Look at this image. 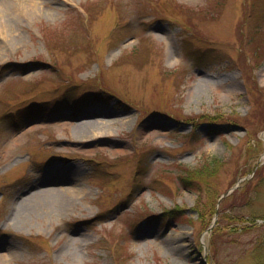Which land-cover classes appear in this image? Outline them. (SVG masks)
Here are the masks:
<instances>
[{
  "label": "rangeland",
  "instance_id": "rangeland-1",
  "mask_svg": "<svg viewBox=\"0 0 264 264\" xmlns=\"http://www.w3.org/2000/svg\"><path fill=\"white\" fill-rule=\"evenodd\" d=\"M16 29L0 32L3 264H258L264 0H46ZM213 158L209 183L180 180ZM64 176L82 189L69 213L8 222ZM248 177L211 240L212 200Z\"/></svg>",
  "mask_w": 264,
  "mask_h": 264
},
{
  "label": "bare ground",
  "instance_id": "bare-ground-1",
  "mask_svg": "<svg viewBox=\"0 0 264 264\" xmlns=\"http://www.w3.org/2000/svg\"><path fill=\"white\" fill-rule=\"evenodd\" d=\"M65 2L67 0H60ZM46 0H0V32L14 33L16 28L23 23V21L33 14L37 9L43 6ZM198 91L201 86H198ZM106 123L100 124L92 122L88 129L76 132V140H83L88 136V133L103 126ZM59 183L67 184L62 190H53L52 195H47L44 192H37L31 197L23 198L19 203L14 204L12 212L8 218V222L15 225H24L27 220L34 214H57L62 215L69 213L74 206V201L82 193V189L78 187L74 180L62 177ZM7 255L0 254V264L7 261Z\"/></svg>",
  "mask_w": 264,
  "mask_h": 264
},
{
  "label": "trees",
  "instance_id": "trees-1",
  "mask_svg": "<svg viewBox=\"0 0 264 264\" xmlns=\"http://www.w3.org/2000/svg\"><path fill=\"white\" fill-rule=\"evenodd\" d=\"M262 96V95H261ZM29 111V113L28 114H33V113H35L36 111H34V108H32V109H30V110H28ZM222 117H224V116H222ZM224 119V118H223ZM213 120H216V118H213ZM211 123H212V121H210ZM221 125H226V127H230L229 125V122H227V121H224V123H222ZM213 160V162H209L208 164L207 163H205V164H203V165H201V168H199L200 170L197 172V173H194V174H187V176H182L181 178H180V180L183 182V183H186L187 184V186H189V185H192L193 184V182H194V180L196 179V181H198V182H200V180L201 179H203L204 181H205V183H209L208 182V178L207 177H211V176H213L215 173H216V171H217V169L219 168L218 166V163L220 164V161H218V159L217 158H213L212 159ZM205 162H206V160H205ZM212 163H214V167H211V164ZM212 168H215L213 171H211V169ZM211 171V173H212V175H209V176H206V174H207V172L208 171ZM180 176V175H179ZM185 185V184H184ZM207 186H208V184H206ZM216 199H218V198H215V200ZM213 202V204L211 205V208H210V211H209V215H214L215 214V207H214V200H212ZM252 222V221H251ZM208 225V224H207ZM257 225L256 224H253L252 225V227H256ZM262 226H264V225H262ZM246 227V226H245ZM249 228H251V226L249 227ZM248 227H246V228H241V230H246V229H249ZM233 230H236V228L235 229H233ZM217 233L218 234H220V228L219 227H213V229L211 230V234H212V238H211V240L214 238V236L215 235H217ZM260 237H259V239H258V242L260 243L261 241H262V239H261V241H260ZM260 261L258 262V264H264V256L263 257H261L260 259H259Z\"/></svg>",
  "mask_w": 264,
  "mask_h": 264
},
{
  "label": "water",
  "instance_id": "water-1",
  "mask_svg": "<svg viewBox=\"0 0 264 264\" xmlns=\"http://www.w3.org/2000/svg\"><path fill=\"white\" fill-rule=\"evenodd\" d=\"M237 186H234L230 191H232L234 188H236ZM230 191H228V192H226L222 197H224V196H226L227 194H229V192Z\"/></svg>",
  "mask_w": 264,
  "mask_h": 264
}]
</instances>
